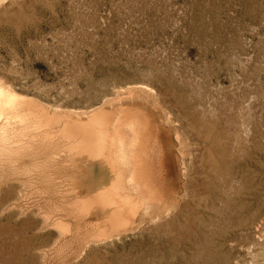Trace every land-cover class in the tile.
<instances>
[{"label":"rangeland","instance_id":"obj_1","mask_svg":"<svg viewBox=\"0 0 264 264\" xmlns=\"http://www.w3.org/2000/svg\"><path fill=\"white\" fill-rule=\"evenodd\" d=\"M0 84L81 115L141 91L194 152L176 209L104 239L45 220L41 150L2 152L0 264H264V0H0Z\"/></svg>","mask_w":264,"mask_h":264},{"label":"bare ground","instance_id":"obj_2","mask_svg":"<svg viewBox=\"0 0 264 264\" xmlns=\"http://www.w3.org/2000/svg\"><path fill=\"white\" fill-rule=\"evenodd\" d=\"M126 95L81 115L0 84V156L41 150L45 163L57 167L62 212L44 218L63 238L81 224L100 239L131 231L145 219L169 215L184 194L194 152L150 98L135 90Z\"/></svg>","mask_w":264,"mask_h":264}]
</instances>
